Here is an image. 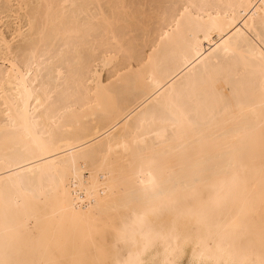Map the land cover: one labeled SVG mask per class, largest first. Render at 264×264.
<instances>
[{
	"label": "bare ground",
	"instance_id": "6f19581e",
	"mask_svg": "<svg viewBox=\"0 0 264 264\" xmlns=\"http://www.w3.org/2000/svg\"><path fill=\"white\" fill-rule=\"evenodd\" d=\"M37 2L0 30V264H264V0Z\"/></svg>",
	"mask_w": 264,
	"mask_h": 264
},
{
	"label": "rangeland",
	"instance_id": "374dc122",
	"mask_svg": "<svg viewBox=\"0 0 264 264\" xmlns=\"http://www.w3.org/2000/svg\"><path fill=\"white\" fill-rule=\"evenodd\" d=\"M108 1L109 0H104V4H106ZM130 1L134 3L133 4L131 2V4L134 5L133 7L141 5L140 7L145 6V9H149L151 6L156 7L159 4L157 2L158 0H129V2ZM37 3V0H0V30L2 31L3 36L6 38V40L10 41L11 44L14 43L12 44V47L16 46L15 43L18 45L17 42L20 39L19 36L16 35L18 34L17 31H26V20L28 19L27 12H30L32 8H36ZM139 33V31H136L134 34L137 36V34L139 35ZM95 68L99 70L100 66L97 67V64H94L92 69L96 70ZM107 70V68L102 70L103 77L107 75ZM184 262L185 264L187 263V257L185 256L184 258H182L181 264H184Z\"/></svg>",
	"mask_w": 264,
	"mask_h": 264
}]
</instances>
